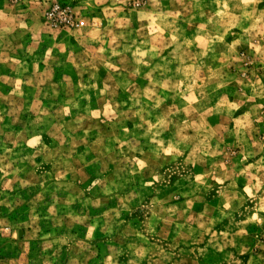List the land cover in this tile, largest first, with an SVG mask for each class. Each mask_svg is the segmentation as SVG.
<instances>
[{
  "label": "rangeland",
  "instance_id": "obj_1",
  "mask_svg": "<svg viewBox=\"0 0 264 264\" xmlns=\"http://www.w3.org/2000/svg\"><path fill=\"white\" fill-rule=\"evenodd\" d=\"M0 264H264V0H0Z\"/></svg>",
  "mask_w": 264,
  "mask_h": 264
},
{
  "label": "built area",
  "instance_id": "obj_2",
  "mask_svg": "<svg viewBox=\"0 0 264 264\" xmlns=\"http://www.w3.org/2000/svg\"><path fill=\"white\" fill-rule=\"evenodd\" d=\"M55 12L59 13V7L58 6L54 8V11L52 12V14ZM83 23H84L83 21L80 22V24H83Z\"/></svg>",
  "mask_w": 264,
  "mask_h": 264
}]
</instances>
